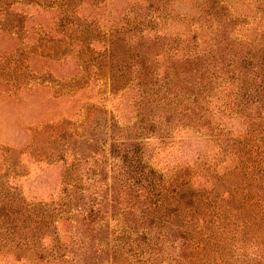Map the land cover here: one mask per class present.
<instances>
[{
  "label": "trees",
  "instance_id": "trees-1",
  "mask_svg": "<svg viewBox=\"0 0 264 264\" xmlns=\"http://www.w3.org/2000/svg\"><path fill=\"white\" fill-rule=\"evenodd\" d=\"M104 1L0 0V13L9 21L18 17L14 6H43L70 28L83 4L93 10ZM174 1L139 0L108 32L113 84L134 93V121L105 123L108 176L64 181L47 210L4 196L0 256L32 250L37 261L59 264H80L89 252L90 264H264V38L230 41L237 17L221 1L198 0L186 11L177 7L185 0ZM249 7L236 11H248L247 19L258 12ZM84 20L83 44L107 38ZM215 24L222 36L207 39L203 31ZM204 120L214 157L200 153L166 171L154 165L146 141Z\"/></svg>",
  "mask_w": 264,
  "mask_h": 264
},
{
  "label": "rangeland",
  "instance_id": "rangeland-1",
  "mask_svg": "<svg viewBox=\"0 0 264 264\" xmlns=\"http://www.w3.org/2000/svg\"><path fill=\"white\" fill-rule=\"evenodd\" d=\"M138 1L107 0L101 7H93L94 11L90 4H83L85 18L79 16L80 21L70 28L60 24L59 13L43 6H14L18 17L9 21L0 13V200L6 195L24 197L32 206L47 210L62 198L64 181L72 178L91 184L108 176L113 159L105 123L113 116L123 125L134 121V93L129 87L118 90L113 84L108 32L122 25L125 14ZM217 1L229 8L230 16L237 17L225 27L230 41L264 38V0L258 8L255 0ZM197 3L185 0L177 7L186 11ZM237 5L258 12L252 11L246 19L248 11H236ZM84 19L95 22L107 38L83 44ZM189 30L199 33L193 26ZM216 31L222 36L219 24L203 32L210 39ZM209 125L204 120L171 137L146 141L154 165L166 171L200 153L214 157ZM75 194L63 197L69 202ZM69 229L64 226L61 234ZM89 253L77 261L90 264ZM20 254L21 258L0 256V264H59L37 261L32 250Z\"/></svg>",
  "mask_w": 264,
  "mask_h": 264
}]
</instances>
